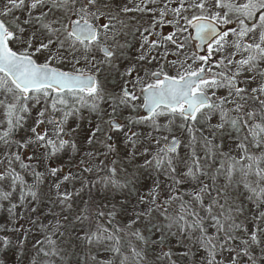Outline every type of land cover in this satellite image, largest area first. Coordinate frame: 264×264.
Here are the masks:
<instances>
[{
  "label": "snow or ice",
  "instance_id": "snow-or-ice-1",
  "mask_svg": "<svg viewBox=\"0 0 264 264\" xmlns=\"http://www.w3.org/2000/svg\"><path fill=\"white\" fill-rule=\"evenodd\" d=\"M0 264H264V0H0Z\"/></svg>",
  "mask_w": 264,
  "mask_h": 264
}]
</instances>
